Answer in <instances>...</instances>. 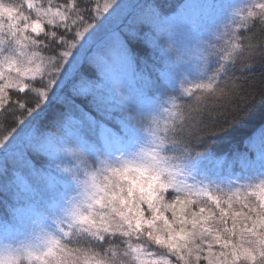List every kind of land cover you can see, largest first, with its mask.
Segmentation results:
<instances>
[{"label": "snow or ice", "instance_id": "obj_1", "mask_svg": "<svg viewBox=\"0 0 264 264\" xmlns=\"http://www.w3.org/2000/svg\"><path fill=\"white\" fill-rule=\"evenodd\" d=\"M0 264H264V0H0Z\"/></svg>", "mask_w": 264, "mask_h": 264}, {"label": "trees", "instance_id": "obj_2", "mask_svg": "<svg viewBox=\"0 0 264 264\" xmlns=\"http://www.w3.org/2000/svg\"><path fill=\"white\" fill-rule=\"evenodd\" d=\"M257 70L255 71L254 74H250L253 76V80H252V83L255 84L256 88L258 89L260 86H261V72L259 70V62H257ZM173 92H176L175 90H173ZM259 120H260V115L259 113H257L254 117H253V120H252V123L253 124H258L259 123ZM228 145L227 144H218L216 145V151L219 153V152H223V151H226L228 149Z\"/></svg>", "mask_w": 264, "mask_h": 264}, {"label": "rangeland", "instance_id": "obj_3", "mask_svg": "<svg viewBox=\"0 0 264 264\" xmlns=\"http://www.w3.org/2000/svg\"><path fill=\"white\" fill-rule=\"evenodd\" d=\"M101 2H103V0H101ZM217 2L239 4L242 2V0H217ZM173 90L178 91V89H173ZM158 119L160 120L161 126H163L164 122L167 120V114L161 113L158 116ZM20 238H22V237H20Z\"/></svg>", "mask_w": 264, "mask_h": 264}]
</instances>
